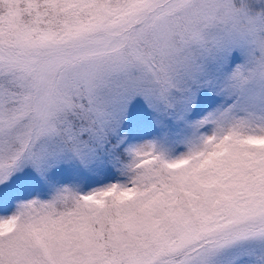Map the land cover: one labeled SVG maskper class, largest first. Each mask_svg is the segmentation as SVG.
I'll use <instances>...</instances> for the list:
<instances>
[{
	"label": "snow or ice",
	"instance_id": "snow-or-ice-1",
	"mask_svg": "<svg viewBox=\"0 0 264 264\" xmlns=\"http://www.w3.org/2000/svg\"><path fill=\"white\" fill-rule=\"evenodd\" d=\"M0 264H264V0H0Z\"/></svg>",
	"mask_w": 264,
	"mask_h": 264
}]
</instances>
